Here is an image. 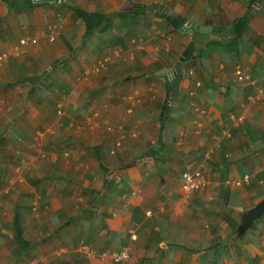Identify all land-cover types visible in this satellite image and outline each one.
<instances>
[{"label": "crops", "instance_id": "obj_1", "mask_svg": "<svg viewBox=\"0 0 264 264\" xmlns=\"http://www.w3.org/2000/svg\"><path fill=\"white\" fill-rule=\"evenodd\" d=\"M75 6L109 20L86 38ZM4 52L0 264H261L264 214L242 237L238 227L264 196V100L248 99L235 68L264 85V0H0ZM95 110L96 125L75 126ZM230 111L245 122L215 146ZM188 170L207 180L191 195ZM125 246L127 262L101 256Z\"/></svg>", "mask_w": 264, "mask_h": 264}, {"label": "built area", "instance_id": "obj_2", "mask_svg": "<svg viewBox=\"0 0 264 264\" xmlns=\"http://www.w3.org/2000/svg\"><path fill=\"white\" fill-rule=\"evenodd\" d=\"M170 40V38H168ZM169 40L166 42V50H169L170 48V42ZM32 43H36L37 42V38H33L31 40ZM28 44V40L26 38H21L20 39V42H19V45L17 46V49L22 52L20 50V47L21 45H26ZM8 57V53L7 52H4L2 54H0V61L2 60H5L6 58ZM107 60V59H106ZM99 63L101 65H104L106 64V61L105 60H100ZM172 76V75H171ZM235 76L237 78L238 81L240 82H244L246 84H253L255 85L254 87V91L249 94L248 96V99L251 101V102H257L258 100H264V85H256L255 83V80L251 77L249 71L241 66V65H238L236 68H235ZM135 94H130L127 96V98L129 99H132L134 101V98H135ZM195 107V111L198 115V117L195 119L196 120V124L198 127H201V121L204 117V114H205V110L202 109L200 106L198 105H194ZM57 114L58 116H62L64 114V109H63V105L61 103H58L57 105ZM229 118L232 120V124L233 126L232 127H238L240 126L241 124H243L245 122V119H246V114L245 112H240V113H235V112H229ZM100 117V112L95 110L93 111L91 114L87 115L86 117H84V120L83 121H80V122H77L75 124V126L77 128H81L82 127V124H86L88 126L92 125H96L95 121L97 118ZM107 130L109 131H113L114 129H117L122 135V137L125 136V133L123 132V128L121 126H118L117 128L111 124H108L106 126ZM51 133H54V131L51 129L50 130ZM232 131V128L229 129V128H224L220 134H218V136L216 135L215 136V146H220L222 141L224 140V138L227 136V137H230V134ZM137 131H134V132H131L130 135L132 137H135L137 135ZM179 141H181L179 139ZM121 144V141H117V145L120 146ZM40 154L42 157L46 156L47 155V152L46 150H41L40 151ZM65 155H69L68 152H65ZM250 177L251 175L250 174H245L243 176V179H237L235 181L236 184L240 185L242 181L244 182H249L250 181ZM181 185H182V189L183 191L188 194V195H191V194H194L200 190H202L203 188L206 187L207 185V180L205 179V177L203 176L201 170H195V171H184L182 174H181ZM93 250H90V253H92ZM101 256L102 257H105V256H110V258L112 260H114V262H117V263H121V262H127L129 259H130V250H129V247L128 246H125V247H121L120 249H109V250H104L103 252H101ZM261 264H264V259L263 261L261 262Z\"/></svg>", "mask_w": 264, "mask_h": 264}, {"label": "trees", "instance_id": "obj_3", "mask_svg": "<svg viewBox=\"0 0 264 264\" xmlns=\"http://www.w3.org/2000/svg\"><path fill=\"white\" fill-rule=\"evenodd\" d=\"M73 11L75 12L76 16H78L79 18L84 19V21L86 23V33H85V37L86 38L92 37L94 35V33L97 32V30L101 29L102 25L105 24V22H107L109 20V15H107L105 13H102L100 11H98V12H89V11H86V10L78 7V6L73 7ZM172 20H174V21H172V23L176 27H179L184 22L183 19H180L178 17L177 18H173ZM178 20H180V22ZM249 22H250L249 15L245 14V15L239 17L233 23L232 31L235 33V37L237 39H240V38L243 37L245 31L249 27ZM191 54H192V52L190 50V52H188L187 55L185 56V59L187 57H189ZM182 63L183 62H180V61L178 62L177 66L175 67L176 69H175V73L173 74V78L170 81H168L167 87L169 88V92L177 90V86H178V83H179V80H180V74H181L178 67ZM252 91H253V89H252ZM166 106L169 107L168 105H166ZM164 119L165 118L163 117L162 123L164 122ZM160 144H161V147L159 146V148H158L159 150L165 148L164 135L160 139ZM262 148H264V144H263ZM253 224H252V226H253ZM23 243L24 242L22 241V244Z\"/></svg>", "mask_w": 264, "mask_h": 264}, {"label": "water", "instance_id": "obj_4", "mask_svg": "<svg viewBox=\"0 0 264 264\" xmlns=\"http://www.w3.org/2000/svg\"><path fill=\"white\" fill-rule=\"evenodd\" d=\"M262 1V0H260ZM189 48L183 52L181 60L187 55ZM162 115V114H161ZM162 119V116L160 117ZM264 214V196L260 198L252 208L246 211L243 222L238 227V236L242 237L245 232L251 227L255 220L259 219Z\"/></svg>", "mask_w": 264, "mask_h": 264}, {"label": "clouds", "instance_id": "obj_5", "mask_svg": "<svg viewBox=\"0 0 264 264\" xmlns=\"http://www.w3.org/2000/svg\"><path fill=\"white\" fill-rule=\"evenodd\" d=\"M237 67V66H236ZM175 71V70H174ZM251 75V74H250ZM252 77V76H251ZM253 78V77H252ZM254 79V78H253ZM236 80H237V78H236ZM255 80V79H254ZM238 81V80H237ZM238 82H240V81H238ZM241 83H244V82H241ZM255 83H256V85H261V84H259V83H257V81L255 80ZM244 84H246V83H244ZM246 86H248V87H251L252 89H253V91H254V87H255V85H253V84H246ZM252 91V92H253ZM252 92H250L249 94H251ZM249 94H248V96H249ZM242 112V111H241ZM240 113V112H239ZM238 114V113H237ZM163 115V114H162ZM78 122H80V121H78ZM179 141V140H178ZM250 174V173H249ZM251 175V174H250ZM251 177H252V175H251ZM251 177H250V180H251ZM235 181L236 180H234L233 182L235 183ZM236 184V183H235ZM236 185H238V184H236ZM36 209V206H34L33 207V210H35ZM258 220V219H257ZM256 221V220H255ZM254 221V222H255ZM252 226V225H251Z\"/></svg>", "mask_w": 264, "mask_h": 264}, {"label": "rangeland", "instance_id": "obj_6", "mask_svg": "<svg viewBox=\"0 0 264 264\" xmlns=\"http://www.w3.org/2000/svg\"><path fill=\"white\" fill-rule=\"evenodd\" d=\"M235 113H239V112H235ZM231 127H232V123H230L229 126L223 127L222 129H224V128H229V129H231ZM52 130H53V129H52ZM53 131H54V130H53ZM230 132H231L230 137H227V136H226V137L224 138V140L222 141V143H224L225 140H228V139L232 138V136H233V132H232V131H230ZM52 134H53V133H52ZM222 143H221V144H222Z\"/></svg>", "mask_w": 264, "mask_h": 264}]
</instances>
